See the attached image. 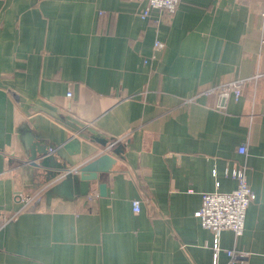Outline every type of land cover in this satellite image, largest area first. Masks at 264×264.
Wrapping results in <instances>:
<instances>
[{"label": "crops", "instance_id": "0c3cea01", "mask_svg": "<svg viewBox=\"0 0 264 264\" xmlns=\"http://www.w3.org/2000/svg\"><path fill=\"white\" fill-rule=\"evenodd\" d=\"M144 4L0 0V264H229L226 249L247 253L237 264H264V80L255 97L208 91L264 70V0H180L162 19L141 18ZM155 39L167 46L149 75L141 59ZM141 88L142 101L118 100ZM88 121L90 135L132 131L103 176L107 194L88 209L86 196L43 197L13 215L14 186L40 182L13 166L24 145H58ZM82 141L78 166L101 151ZM242 164L255 199L241 235L220 232L214 259V234L194 213L202 192L235 187Z\"/></svg>", "mask_w": 264, "mask_h": 264}, {"label": "water", "instance_id": "95a60500", "mask_svg": "<svg viewBox=\"0 0 264 264\" xmlns=\"http://www.w3.org/2000/svg\"><path fill=\"white\" fill-rule=\"evenodd\" d=\"M260 13L261 19L264 21V7ZM162 41L166 44L164 40ZM260 44H264V39L260 40ZM163 51L159 57L154 56L152 45L150 53L142 57L141 64L148 69L149 75L158 72L156 65L158 66L162 62ZM248 77L251 79L245 91H250L253 95L252 97H255L258 86L264 80V70L256 69ZM144 92L145 89L141 88L139 91L118 95L117 97L119 101L133 99H140L142 101L144 99ZM66 97H72V91H68ZM67 109L69 110V107ZM93 123V121H88L79 125L76 135L70 134L69 137L58 145L55 142L53 143L52 140H43L39 144L24 145L25 158L20 157L17 162L13 160V166H16L17 170H24L25 168L31 170L33 168L32 171L38 172L40 182L31 189H27L24 186H14L13 198L18 207L13 215L35 209L37 203L43 197L46 202H50L53 198L71 201L79 196H86L87 203L85 207L88 209L96 205L100 196L107 194V184L103 176L113 170L116 163L115 157L121 156L124 149L128 147L132 131L106 138L90 135L89 130L92 128ZM25 125L26 123L22 122L18 131L21 132ZM56 130L58 133H63L62 129ZM83 133L89 138L97 140L100 143L101 151L86 163L78 166L77 162L80 159L83 144ZM57 158L60 160H57ZM95 184H97V189L92 188Z\"/></svg>", "mask_w": 264, "mask_h": 264}, {"label": "built area", "instance_id": "2783aa9c", "mask_svg": "<svg viewBox=\"0 0 264 264\" xmlns=\"http://www.w3.org/2000/svg\"><path fill=\"white\" fill-rule=\"evenodd\" d=\"M141 6L139 15L141 18H148L152 11H157L160 19L173 14L180 0H136ZM166 44L162 40L155 39L153 43L154 56L159 57L165 49ZM251 79V78H250ZM248 78H235L219 86L208 89L218 93L224 102L233 97L235 100L242 96L246 88ZM69 95V93H68ZM223 102V103H224ZM223 108L224 104H218ZM237 152L246 153V145L242 144L237 147ZM230 175L236 181L235 187L230 191H206L201 193V205L195 216L199 219L202 227L210 229L214 236L212 242L213 258L216 259L220 250L219 234L223 230H230L235 236L243 233L245 215L247 207L254 201L255 195L251 190L246 178V165H238L231 169ZM140 199L132 200L133 211L140 210ZM17 214V213H15ZM14 214V215H15ZM229 256V264H237L245 261L247 253L236 251L235 249H226Z\"/></svg>", "mask_w": 264, "mask_h": 264}]
</instances>
